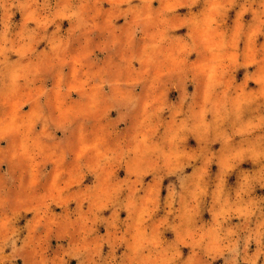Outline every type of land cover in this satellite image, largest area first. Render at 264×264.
<instances>
[{"label":"clouds","instance_id":"9594fccd","mask_svg":"<svg viewBox=\"0 0 264 264\" xmlns=\"http://www.w3.org/2000/svg\"><path fill=\"white\" fill-rule=\"evenodd\" d=\"M0 264H264V0H0Z\"/></svg>","mask_w":264,"mask_h":264},{"label":"rangeland","instance_id":"374dc122","mask_svg":"<svg viewBox=\"0 0 264 264\" xmlns=\"http://www.w3.org/2000/svg\"><path fill=\"white\" fill-rule=\"evenodd\" d=\"M189 90H191V88H190ZM171 95H172V97L174 98L175 94L173 93V94H171ZM113 115H115V113H113ZM189 143L192 144V145L194 146V141H189ZM57 211H58V210H57ZM122 216H123V213H122Z\"/></svg>","mask_w":264,"mask_h":264}]
</instances>
